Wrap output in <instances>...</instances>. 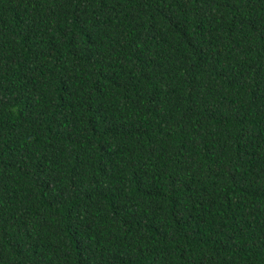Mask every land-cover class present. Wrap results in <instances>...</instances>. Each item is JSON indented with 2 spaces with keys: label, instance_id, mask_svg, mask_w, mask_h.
Returning <instances> with one entry per match:
<instances>
[{
  "label": "trees",
  "instance_id": "16d2710c",
  "mask_svg": "<svg viewBox=\"0 0 264 264\" xmlns=\"http://www.w3.org/2000/svg\"><path fill=\"white\" fill-rule=\"evenodd\" d=\"M0 264H264V0H0Z\"/></svg>",
  "mask_w": 264,
  "mask_h": 264
}]
</instances>
